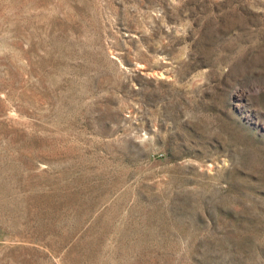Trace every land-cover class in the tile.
Segmentation results:
<instances>
[{"label": "rangeland", "instance_id": "374dc122", "mask_svg": "<svg viewBox=\"0 0 264 264\" xmlns=\"http://www.w3.org/2000/svg\"><path fill=\"white\" fill-rule=\"evenodd\" d=\"M0 264H264V0H0Z\"/></svg>", "mask_w": 264, "mask_h": 264}]
</instances>
